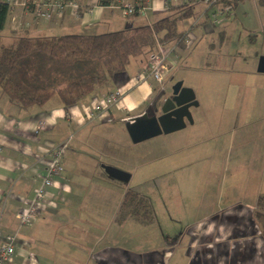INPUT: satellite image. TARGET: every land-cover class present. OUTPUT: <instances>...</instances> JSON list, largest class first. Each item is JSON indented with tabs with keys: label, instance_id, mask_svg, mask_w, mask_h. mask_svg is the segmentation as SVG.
<instances>
[{
	"label": "crops",
	"instance_id": "0c3cea01",
	"mask_svg": "<svg viewBox=\"0 0 264 264\" xmlns=\"http://www.w3.org/2000/svg\"><path fill=\"white\" fill-rule=\"evenodd\" d=\"M97 2L85 0L81 18L70 22L55 19L45 23L24 11L30 18L12 35L20 30L32 38L97 36L102 32L98 31L102 23L111 29L121 28L115 15L124 18L121 12L94 8ZM148 5L146 18L132 19V25L134 21L153 25L170 16L178 17L179 8H194L193 18L185 22L199 20L186 31L189 36L185 51L170 43L132 60L124 76L116 77L108 88L99 89L69 110L58 97L43 108L21 110L9 103L0 87V243L14 241L16 255L12 264H264V230L257 224L254 204L244 203L245 196L228 206V201L217 195L201 198L198 191L191 190L186 195L187 201L192 200L195 205L193 212L171 206L168 212L158 214L157 197L172 202L171 198L178 196L181 202L183 192L169 188L173 182L162 181L154 186L151 181L143 186L134 182L137 176L150 173L153 161H163L170 150L160 145L157 152L148 142L135 145L126 130L128 120L159 112L158 107L167 96L159 98L152 86L141 79L161 51L174 64L167 77L181 68L186 74L223 84L227 97L233 86V102L226 101L224 105H231L229 115L237 122L231 123V127L235 125L232 130L244 129L248 118L254 120L259 112L256 95L264 92V75L257 72V63L252 62L253 57L258 61V57H264V40L254 36L259 34L264 39V11L258 0H245L229 17L222 15L221 7L206 6L198 0H149ZM247 53L252 57L245 56ZM229 74H236L239 80L233 82ZM254 76L261 81V87L251 84ZM114 93L121 95L118 103L104 105V99ZM206 107L214 119L210 102ZM262 107L263 120L264 103ZM91 115L93 119H89ZM206 122L208 126L215 124L207 119ZM200 140V133H195L193 145ZM64 143H68L69 151L60 158L63 177L57 179L55 187L44 188L45 200L39 204L35 223L22 226L17 214L35 201L44 186L48 166L54 161L51 152ZM243 145L226 151L222 166L231 177L250 171L251 167L253 172L264 173L260 161L264 151H247ZM249 154L252 158L248 160ZM104 165L128 171L129 182L109 177ZM160 169L164 172V167ZM234 182L239 183L235 185L239 190L242 185L247 188L245 182ZM207 187L219 188L211 182ZM226 188L231 189L224 182L221 189ZM128 192L151 202L155 224L145 227L133 220L115 222ZM167 202L164 201L165 206Z\"/></svg>",
	"mask_w": 264,
	"mask_h": 264
},
{
	"label": "trees",
	"instance_id": "16d2710c",
	"mask_svg": "<svg viewBox=\"0 0 264 264\" xmlns=\"http://www.w3.org/2000/svg\"><path fill=\"white\" fill-rule=\"evenodd\" d=\"M193 1V0H192ZM245 0H220L216 6L228 9L229 17ZM149 0H139L128 20L126 31L97 36L64 35L58 38H32L18 32L12 45L6 46L2 33L11 19V0H0V87L10 104L21 110L43 108L58 97L66 110L80 105L116 77L127 73L132 60L148 51L176 42L179 51L188 47L187 32L179 24L192 19L194 8H179L178 17L170 16L153 25L141 22L133 28L132 19H145ZM114 0H103V7ZM264 11V0H258ZM16 33V32H15ZM14 35V34H13ZM264 230V198H260L255 214ZM133 220L142 226L155 224L151 202L135 192H128L121 203L115 222ZM16 255V254H15ZM15 259V256H14Z\"/></svg>",
	"mask_w": 264,
	"mask_h": 264
},
{
	"label": "rangeland",
	"instance_id": "374dc122",
	"mask_svg": "<svg viewBox=\"0 0 264 264\" xmlns=\"http://www.w3.org/2000/svg\"><path fill=\"white\" fill-rule=\"evenodd\" d=\"M11 1L15 4L14 12L11 15L7 29L1 35L2 41H4L6 46L12 45L13 40L17 39V35H12V33L17 32L16 29L19 28V26L26 24L27 19L30 18L29 16L33 17L32 14L27 16L23 13L24 11L21 7L23 0ZM115 15L118 17L121 28H114L113 26L112 30L111 28H108L106 24L103 25L102 23L99 25L100 27H98V31H102L99 35L126 31L128 20L121 18L120 14L118 13ZM198 20L199 18H196L194 23H198ZM194 23L183 22L179 24L180 32L191 30V27L194 25ZM139 25V21H134L133 28H137ZM110 30H112V32H110ZM254 36L260 41L264 40L259 34H255ZM171 44L176 46V42H172ZM148 53H151V51H148L146 54ZM251 55V53L245 54V56H249V58L252 57ZM258 58L260 61L261 58ZM259 61L256 57H253L252 62L255 64L257 63L256 70H258ZM229 75L230 77L228 78H230L232 81L233 79L239 80V77L236 74ZM261 78L264 79V76H261ZM178 82H184V86L190 88L196 94L199 107L193 108L191 111L194 124L188 125L185 130L178 133L167 136L163 135L159 138L148 141L147 144H151V146L155 147L157 152L159 149L157 146L159 147L162 145L169 149L170 153L167 157L162 158L164 162L160 161V158L153 161L151 164L152 170L150 173L137 176L134 184L137 186H143L144 182L151 181L152 185L154 186L155 183L162 181L173 182L168 184V187L179 188L174 189V192L177 190L183 192L184 196L181 202L178 201V196H173L171 198L172 202H167L166 198L164 199L162 197H157L155 199V207L158 214L168 212L171 209V206L179 207V210L182 211L183 209L186 213L193 212V210H195V205L192 200L187 201L189 199V195H186V192L193 190L198 191V196H201V198L203 195L214 194L217 195V198H222L224 201L227 200L228 204L236 198L240 197L241 199L245 196V204H254L253 211L255 212V215L257 212L259 199L264 198V173L262 171L253 172L251 170H253L254 167H251V170L249 169L250 171L238 172L233 177H231V173L227 172L225 167L222 165L224 164L226 158L225 152L232 147L234 148L238 145L242 146L244 136L246 137V145H243V148H245L247 151H264V119L262 120L261 118L263 112L262 104L264 103V92L261 91L258 93V95H256L259 100V112H256L255 119L253 120V118H248L247 126L244 129L236 128L232 130L237 122L229 115L228 111L231 105L225 106L224 104L226 101H228V103L233 102L231 99L233 86L229 92L231 93L230 96L227 97V89L224 88L223 84H220L218 81L209 80V78L205 76H196L195 74L191 73L186 74L185 71L180 68L178 69V72L175 74L173 73L166 78L164 83V94H171L173 87ZM260 82L261 81H259L257 77H251V84L256 83V85L261 87ZM105 88H108V86ZM254 99L255 96L253 100ZM218 101L223 102L220 104ZM209 102L214 113V119L212 117V112H210V110L206 107L207 103ZM206 119L207 121L213 123L215 122V124L213 126L206 125ZM232 122H235L233 127H231ZM211 127H213V129ZM259 128L262 130H259ZM195 133H200L201 142L199 144L193 145L192 142ZM241 139L242 143L240 141ZM238 141L239 143L235 145V143ZM248 156V160L252 158V154H249ZM166 161L168 164H166ZM260 161L261 165L262 163L264 164V154H260ZM161 167H164V172L161 171ZM234 181L245 182L247 184V188L242 185L240 187L241 190L237 189L235 185H239V183H235ZM210 182L214 185H218L219 188L208 189L207 183L210 185ZM224 182H226V186L231 187V189L226 188L223 191L221 187ZM190 186H192V188ZM224 193L225 196L222 197V194ZM164 201L167 202L168 207L165 206ZM165 207H167V209H165ZM257 224L260 226L262 223L257 221Z\"/></svg>",
	"mask_w": 264,
	"mask_h": 264
},
{
	"label": "built area",
	"instance_id": "2783aa9c",
	"mask_svg": "<svg viewBox=\"0 0 264 264\" xmlns=\"http://www.w3.org/2000/svg\"><path fill=\"white\" fill-rule=\"evenodd\" d=\"M97 4L94 8L106 11H118L126 17L130 18L135 13L136 5L139 0H114V3L103 7L100 3L103 0H97ZM204 3L206 6H215L220 0H198ZM85 0H23L21 7L23 11L32 13L35 19L43 20L46 23H50L55 19L62 21L79 20L81 13L84 9ZM15 4L11 1L10 8L11 13L14 12ZM91 8V6H88ZM149 9H145V13H148ZM228 9L222 10V15L226 14ZM90 14H93L91 12ZM174 70V64L171 61L169 55L159 52L150 63L147 71L142 74L141 79L148 82L153 89L155 95L159 98L164 94V83L167 75ZM121 95L120 93H114L107 96L103 104L110 107L118 103ZM98 110V109H97ZM91 115L89 119H93ZM69 151L68 143H64L59 147L53 149L51 152L54 155V161L49 164L48 170L45 176L44 186L38 190L36 199L33 203L18 213L16 218L22 226L31 227L37 218V211L39 204L45 200L46 190L44 188L55 187L57 179L63 177L64 168L60 161V158ZM14 241L0 243V264H12L15 256Z\"/></svg>",
	"mask_w": 264,
	"mask_h": 264
},
{
	"label": "water",
	"instance_id": "95a60500",
	"mask_svg": "<svg viewBox=\"0 0 264 264\" xmlns=\"http://www.w3.org/2000/svg\"><path fill=\"white\" fill-rule=\"evenodd\" d=\"M257 72L264 75V57L259 61ZM167 96L159 106L160 116L158 112L153 115L146 113L127 121L126 130L133 144L139 145L163 135L175 134L194 124L191 110L199 107L195 92L184 87V82H178L171 95ZM103 168L112 179L122 183L130 180V173L124 169L105 165Z\"/></svg>",
	"mask_w": 264,
	"mask_h": 264
},
{
	"label": "flooded vegetation",
	"instance_id": "af4514ba",
	"mask_svg": "<svg viewBox=\"0 0 264 264\" xmlns=\"http://www.w3.org/2000/svg\"><path fill=\"white\" fill-rule=\"evenodd\" d=\"M169 95H171V94H169ZM163 96V95H162ZM162 96H161V98H162ZM168 97V96H167ZM158 107V106H157ZM160 109V107H158V110ZM157 109H155V111H156ZM158 115L160 116V112H158Z\"/></svg>",
	"mask_w": 264,
	"mask_h": 264
}]
</instances>
